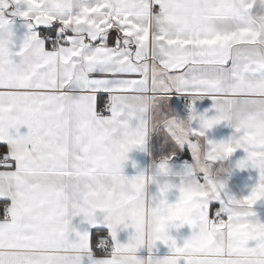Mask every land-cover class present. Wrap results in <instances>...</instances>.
<instances>
[{"label":"snow or ice","instance_id":"6c2138e0","mask_svg":"<svg viewBox=\"0 0 264 264\" xmlns=\"http://www.w3.org/2000/svg\"><path fill=\"white\" fill-rule=\"evenodd\" d=\"M12 3V15L40 29L18 49L5 16ZM172 93L213 99L216 115L199 117L186 143L193 158L206 129L238 115L264 119V0H0V167L11 169L0 171V264H236L222 243L248 227L231 215L235 198L204 192L192 201L181 188L169 204L168 183L157 211L168 209L199 236L183 247L165 237L173 255L164 259L134 255L143 221L124 213L144 177H126L122 165L145 144L149 116L171 131L162 106ZM249 132L235 145L208 141L207 156L243 147L238 166L250 162L260 173L241 202L251 208L264 198V136ZM160 171L167 175L165 163ZM79 215L95 233L70 227ZM120 225L135 229L128 244L116 241ZM255 227L264 245V224Z\"/></svg>","mask_w":264,"mask_h":264},{"label":"crops","instance_id":"0c3cea01","mask_svg":"<svg viewBox=\"0 0 264 264\" xmlns=\"http://www.w3.org/2000/svg\"><path fill=\"white\" fill-rule=\"evenodd\" d=\"M18 7L17 4L12 3L10 8L5 12L6 18L10 21L7 26L11 32L10 39L14 46L18 49L22 45L24 38L32 31H40V29L29 28L28 21L20 16L12 15ZM21 10L26 8V5H19ZM18 60V58H17ZM262 73H257L259 78ZM138 78V77H130ZM99 96L107 99V93H99ZM186 100L190 103L185 105L183 101ZM194 109V112H193ZM162 111L166 114L167 118H170L172 123L178 121H188L191 115H195L197 118L191 120V129L200 127L199 117L206 116L212 118L216 115V110L213 108V99L209 96H203L195 99L190 98L184 94L172 93L166 102V106H162ZM36 111H33L35 116ZM132 127H136L139 123L138 120L133 119L130 121ZM171 123V124H172ZM249 123L254 127L264 126V119H260L258 116H250ZM171 124L169 127L171 131L168 132L165 121L161 117L156 118V122H152L151 116H149L148 124V136L146 137L143 147H133L126 153L127 159L123 161L122 169L123 174L126 177H133L139 174H143L144 180L142 182L143 190L140 189L138 193L139 205L137 208H131L129 211L139 213L142 217V226L148 221L150 222L154 212L157 211L159 196V188L165 183L171 184L173 187L165 194V197L169 204H175L180 197V189L183 188L184 194L188 196L192 201H199L201 194L208 192L210 196H214L216 192L226 193L227 197H234L237 203L231 205L232 207H238L244 210V215L239 216L234 220H247L248 227H246L239 235L229 236L227 233L223 237V247L226 254L229 252L235 253L233 259L236 264H243L239 257L245 252H254L257 249H264V245L256 243L258 235L255 227L256 223L264 224V198L256 201L251 207H247L241 203L243 199L250 195L253 188H255L259 182V169L252 166L249 162L246 167H239V162L247 158L248 153L244 151L243 147L236 148L235 151L226 158L217 160L208 159L207 153L211 145L208 141H213L217 144L220 142H227L233 137L234 133H237L227 121L214 125L210 129H206L204 136L195 137L199 147L196 150L195 158H193L187 142L192 139H188L185 142L176 140L172 133ZM22 133L27 132V127L21 128ZM248 132L246 135H250ZM109 152L110 149H113ZM116 149V145H109L106 149L109 155H111ZM207 165V170L200 168L197 169L195 164L199 160ZM166 164L167 175L160 171V165ZM0 171H6L0 168ZM209 171L212 174H218L216 176L209 175ZM152 177L150 183L147 182V178ZM223 180L222 188H216L215 181ZM188 181L195 183L199 190L189 189L186 185ZM216 207H221L219 202H216ZM249 213H252L249 215ZM102 215V214H101ZM179 223V222H177ZM70 227L75 228L78 231L92 230L85 221L83 215L71 217ZM109 230L105 228V232ZM135 235V229L131 227L125 228L124 225H120L117 228L116 241L120 244H128L130 238ZM169 236L176 241L178 247H183L184 243L188 239H196L199 236V230H193L189 225L184 224L178 228H172L169 230ZM148 237L145 235L141 228V248L138 249L137 255L141 260L146 259L151 255L154 259H164L173 255L170 248L162 242L157 241L149 253L148 246L145 241ZM100 254L99 252L97 253Z\"/></svg>","mask_w":264,"mask_h":264},{"label":"clouds","instance_id":"9594fccd","mask_svg":"<svg viewBox=\"0 0 264 264\" xmlns=\"http://www.w3.org/2000/svg\"><path fill=\"white\" fill-rule=\"evenodd\" d=\"M255 114H246L244 116H236L235 118L229 117V120L227 121L234 129H236L237 133H243V134H236L234 133L233 137L230 138V140L227 143H231L233 145L241 142H247L246 133H248L250 130L252 131V134L257 137L264 136V126H257L254 127L252 124L249 123V117L254 116ZM225 122L221 121L220 123ZM130 124V122H129ZM172 127V133L176 140L180 142H185L188 139H190L191 136V120L188 121H178L173 122L171 124ZM225 144V142H220L219 144ZM135 147V146H134ZM133 148V147H132ZM131 148V149H132ZM130 149V150H131ZM114 150L110 149L109 152ZM129 150V151H130ZM222 151V149H221ZM126 155V153H125ZM195 167L197 169L203 168L207 170V165L203 162V160H199ZM209 175H218V174H212L209 171ZM152 181V177L147 178V182L150 183ZM224 181L223 180H216L215 186L216 188H222ZM189 189H197L199 190L198 186L193 183L192 181H188L186 185ZM141 190H143V185L141 187ZM139 205V200L134 202L130 208L127 209V211L124 213V219L129 220L131 219L132 212L129 211L131 208H137ZM234 219L244 215V210L238 207H232L230 209ZM177 221L171 214V212L168 209L160 208L159 211H156L153 213L150 222L146 221L142 229L145 233V235L148 237V239L145 241L146 245H152L159 241L163 243V240L165 237L169 236V230L172 228H178L181 226L180 222L177 223ZM243 264H264V249H257L254 252H245L241 254L239 257Z\"/></svg>","mask_w":264,"mask_h":264},{"label":"built area","instance_id":"2783aa9c","mask_svg":"<svg viewBox=\"0 0 264 264\" xmlns=\"http://www.w3.org/2000/svg\"><path fill=\"white\" fill-rule=\"evenodd\" d=\"M183 103L186 105H190V103H188L186 100L183 101ZM1 169H4V170H11V169H6V168H3V167H0ZM109 243H112L111 239H109ZM110 250V249H109Z\"/></svg>","mask_w":264,"mask_h":264}]
</instances>
